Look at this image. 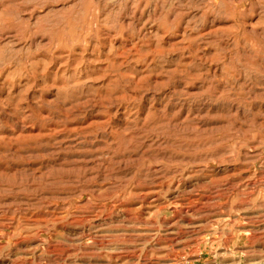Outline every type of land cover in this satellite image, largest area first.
<instances>
[{
	"label": "rangeland",
	"instance_id": "374dc122",
	"mask_svg": "<svg viewBox=\"0 0 264 264\" xmlns=\"http://www.w3.org/2000/svg\"><path fill=\"white\" fill-rule=\"evenodd\" d=\"M0 264H264V0H0Z\"/></svg>",
	"mask_w": 264,
	"mask_h": 264
}]
</instances>
